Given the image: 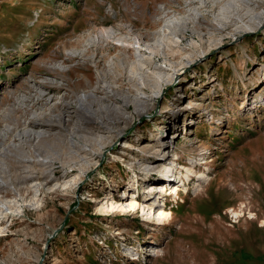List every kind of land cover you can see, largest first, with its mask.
Segmentation results:
<instances>
[{"label": "rangeland", "instance_id": "374dc122", "mask_svg": "<svg viewBox=\"0 0 264 264\" xmlns=\"http://www.w3.org/2000/svg\"><path fill=\"white\" fill-rule=\"evenodd\" d=\"M6 181L0 264H264V0H0Z\"/></svg>", "mask_w": 264, "mask_h": 264}, {"label": "bare ground", "instance_id": "6f19581e", "mask_svg": "<svg viewBox=\"0 0 264 264\" xmlns=\"http://www.w3.org/2000/svg\"><path fill=\"white\" fill-rule=\"evenodd\" d=\"M122 48L125 49V50H127V51H129V49H126V47H122ZM79 119L82 122H85V121L87 122L88 120H90V118H88L84 114H80L79 115ZM33 123L34 124H39L37 122H33ZM58 123L60 124V127H61L62 126V122L59 121ZM46 124H47V126H51V125L53 126L54 125L52 121H47ZM124 146L128 147L129 145L126 143ZM146 148H147V146L142 151H144ZM165 150H167V148H165ZM206 150H208V148H202V151H206ZM202 156H203V153H200V154H197V155L193 156V158L195 160L196 159H198V160H204V157H202ZM194 159L189 158V160H190L189 165H183L182 166L183 173H181L179 175V177L181 176L183 181H188L189 180V177L192 174H195L196 175L198 181L199 180H202L204 178H207L205 172H203V171H196V168H194V166H193L194 161H195ZM24 161H26V162H34L39 167H43V165L45 164L43 158H40V159H37V160H32V161L30 159H27L26 158ZM175 161H177V158L173 156V162H170V164L171 165H175ZM156 163H158V162L155 160L151 165H155ZM168 170L171 171L172 169L169 168ZM138 177H140L139 179H143L142 178L143 175H139ZM179 177L177 176L178 179H179ZM180 180L181 179H179L178 181H180ZM174 181H170L168 183H165L164 181H162V182L160 181V183L157 182V181H155L157 183L156 184H153V185H150V187L153 186L154 187L153 190L154 191L157 190L156 191L157 193H155L156 196H154L152 199H150L151 197H149V198L146 197V198H144L142 200L143 201L142 203L139 202L140 204H138L136 202L137 198L135 197L134 194H131V197L132 196L135 197L134 198L135 201H131V199H130V201H128V200L127 201L126 200L125 201L124 200L123 201L122 200L120 201L119 200V201H115V202L111 201L112 196L109 195L108 200L105 201L104 204L101 207H99L98 210L101 213H106V212H109V211H112V210H117L119 212H129V211H133L137 206H139V207H141V211H142L143 215L145 216L143 218V220L146 223H148L150 221V222H153V224H156V225H165V223L169 222V220L171 219V213L167 209L160 208V206H162V205L167 206V204L161 203L160 205H157L158 203H156V202L159 201V199L161 198V196H160V194H158V192L159 191H164L165 189H167V190H169V194L174 195L173 198H178L179 197V192L183 191V193H184L185 190L182 189L181 186H178L176 184H173ZM4 183L5 184H1L2 187H0V188H5L6 189L8 186H10V185L12 186V182L9 183L8 181H6ZM60 187H62V188L66 187V182L63 185H60ZM138 197H139V195H138ZM4 199L5 200H0L1 203L3 204L4 202H7V204H8V206H7L8 208L7 209H11L9 207V204L11 203L10 202L11 200L7 199L6 197H4ZM31 200H32V198H31ZM112 200H113V198H112ZM161 200L163 201L164 199H161ZM151 201H153V202H151ZM243 208H245V206L243 204H241V208L240 209H243ZM231 212H233V214H234L235 217L238 215V213H234V210H231ZM240 212H241V210H240ZM150 228H151L150 230H152V231L154 230L153 227H150Z\"/></svg>", "mask_w": 264, "mask_h": 264}]
</instances>
